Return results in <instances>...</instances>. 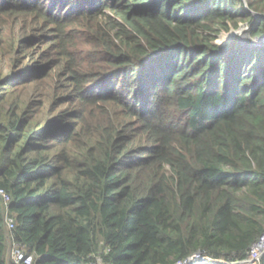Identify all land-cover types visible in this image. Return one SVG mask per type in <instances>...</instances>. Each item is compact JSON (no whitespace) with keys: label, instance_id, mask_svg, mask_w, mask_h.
I'll return each mask as SVG.
<instances>
[{"label":"trees","instance_id":"1","mask_svg":"<svg viewBox=\"0 0 264 264\" xmlns=\"http://www.w3.org/2000/svg\"><path fill=\"white\" fill-rule=\"evenodd\" d=\"M240 22L264 37V0H0L13 51L58 55L0 74V264L249 260L264 45L215 44Z\"/></svg>","mask_w":264,"mask_h":264},{"label":"rangeland","instance_id":"2","mask_svg":"<svg viewBox=\"0 0 264 264\" xmlns=\"http://www.w3.org/2000/svg\"><path fill=\"white\" fill-rule=\"evenodd\" d=\"M109 14L108 12L106 15ZM17 20L20 22V17H17ZM31 21L37 22V24H40L42 26L43 21H40V15L36 14L35 16L31 17ZM40 26V27H41ZM4 28L0 24V30ZM73 30V29H72ZM11 31H7L5 33H2L0 31V74L4 76V79L7 78V76L10 75V72L12 71L11 65H16L19 67V71L23 70L26 66L25 65H30L33 64L34 62H38L40 65H49L51 62L49 61H57L58 60V55H54L55 52L51 53V58L48 57H43L40 54L37 55V57L32 60L30 57L31 52H37V50H32L29 49L28 51H20L19 53H16V51H13L11 49V39L9 38ZM79 31H72L70 35L76 39L77 42H80V38L77 36ZM234 42H237V44L243 46V47H258L259 45L264 44V37L255 39L252 36L251 33V25L246 22H240L238 28L232 27L231 30L228 33H222L218 40L215 41V44H217L220 48H223L229 44H233ZM41 46H39L40 48ZM36 48V49H39ZM43 52L47 51V48L42 49ZM42 52V53H43ZM85 57V53L82 54ZM82 56V58H83ZM82 58L77 60V64L81 61ZM25 66V67H24ZM58 69L54 70V73L57 72ZM3 79V80H4ZM23 87H19V89H22ZM45 109H43L42 114L39 115V118L44 119L45 117L47 118L49 114V109L51 106H49ZM70 105H65L63 108H61L60 111H58V114L69 109ZM263 242V241H262ZM264 246V245H263ZM12 249H10V257L12 258ZM264 255V252L262 253V250L259 251V255H251L249 261H246L241 264H259L261 261L262 257Z\"/></svg>","mask_w":264,"mask_h":264},{"label":"built area","instance_id":"3","mask_svg":"<svg viewBox=\"0 0 264 264\" xmlns=\"http://www.w3.org/2000/svg\"><path fill=\"white\" fill-rule=\"evenodd\" d=\"M0 194L4 197L5 203L7 204L9 202V198L3 194V192L0 191ZM7 225L9 229H12L14 227L13 219L7 218ZM263 238L261 239V241ZM261 241L257 244V246L254 248L251 255H259V251L262 250V253L264 252V246L260 247ZM12 261L14 264H32V256L26 255L24 249L18 245H14L12 247ZM250 259V258H249ZM215 261L208 258H204L200 255H194L190 257L189 259L179 262L177 264H209V262ZM249 261V260H248ZM244 263V262H243ZM97 264H102L101 260H98Z\"/></svg>","mask_w":264,"mask_h":264},{"label":"water","instance_id":"4","mask_svg":"<svg viewBox=\"0 0 264 264\" xmlns=\"http://www.w3.org/2000/svg\"><path fill=\"white\" fill-rule=\"evenodd\" d=\"M261 45H262V43H261ZM209 264H228V263L220 262V261H211V262H209Z\"/></svg>","mask_w":264,"mask_h":264},{"label":"bare ground","instance_id":"5","mask_svg":"<svg viewBox=\"0 0 264 264\" xmlns=\"http://www.w3.org/2000/svg\"><path fill=\"white\" fill-rule=\"evenodd\" d=\"M263 241V242H262ZM261 241V243H260V247H262L263 245H264V238H263V240Z\"/></svg>","mask_w":264,"mask_h":264},{"label":"clouds","instance_id":"6","mask_svg":"<svg viewBox=\"0 0 264 264\" xmlns=\"http://www.w3.org/2000/svg\"><path fill=\"white\" fill-rule=\"evenodd\" d=\"M264 45V44H263ZM263 45H259V46H263Z\"/></svg>","mask_w":264,"mask_h":264}]
</instances>
